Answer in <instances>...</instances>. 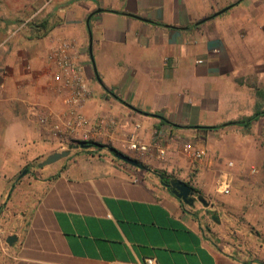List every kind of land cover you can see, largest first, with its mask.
I'll return each instance as SVG.
<instances>
[{"label":"crops","instance_id":"0c3cea01","mask_svg":"<svg viewBox=\"0 0 264 264\" xmlns=\"http://www.w3.org/2000/svg\"><path fill=\"white\" fill-rule=\"evenodd\" d=\"M60 39L79 47L92 90L86 120H114L109 140L124 154L132 133L158 142L164 161L152 153L141 163L181 173L173 179L200 197H217V172L233 190L238 164L217 159L247 142L255 122L223 125L264 111V0H10V22L0 18V264H245L154 173L108 149L29 167L64 151L39 124L64 111L47 62ZM185 133L205 161L191 166L181 154Z\"/></svg>","mask_w":264,"mask_h":264},{"label":"rangeland","instance_id":"374dc122","mask_svg":"<svg viewBox=\"0 0 264 264\" xmlns=\"http://www.w3.org/2000/svg\"><path fill=\"white\" fill-rule=\"evenodd\" d=\"M0 18L1 21L8 20L10 22V0H0ZM185 134L186 140L181 141L179 149L184 143L199 145L193 139H187L191 133ZM248 135L247 142L230 146L232 153L227 152L226 158L217 159L218 165L233 162L232 169L235 168L236 163L238 164V174L236 173L233 178L234 186L230 194L221 195L217 193L215 187L217 172L210 182L213 194L217 197L212 199V197L201 194L206 204L209 205L210 200H212L214 205L205 207L198 201H195L192 206L184 203L183 205L195 217L199 218L206 235L220 242L227 253L238 256L237 258L245 264H264V118L255 122ZM94 141L112 146L109 137L100 136ZM67 145L72 147L70 151L82 152L83 150L76 141L64 143V150L69 149ZM238 146L241 147L238 149ZM91 149L92 151L95 150V148ZM39 151L41 152V150ZM126 155L137 160L130 151H127ZM112 158L116 162L123 163L114 156ZM43 160L44 157L41 156L33 158L29 162L31 164L29 167H36ZM137 161L141 162V160ZM180 175L182 176L181 173L174 174L172 178L177 179ZM193 177H195L194 174H189V177H184V179L188 183H192ZM3 208L4 205H1L0 210L2 211Z\"/></svg>","mask_w":264,"mask_h":264},{"label":"built area","instance_id":"2783aa9c","mask_svg":"<svg viewBox=\"0 0 264 264\" xmlns=\"http://www.w3.org/2000/svg\"><path fill=\"white\" fill-rule=\"evenodd\" d=\"M78 52L79 47L75 41L60 39L47 56L51 76L50 89L62 94L61 103L64 111L61 114L49 113L41 116L39 124L43 128L47 127L50 137L58 140L63 147L64 143L68 142H96L94 140L97 137H109V131L115 126L114 120L109 118L90 123L83 116L82 109L91 98L92 90L84 76L83 65L76 59ZM197 63H201V60ZM53 116L55 120L51 122ZM125 148L141 161L152 153L159 162L164 161L166 157V150L162 145L158 142L145 143L134 133L125 142ZM180 152L191 166L203 162L207 157L205 147L190 143L182 144ZM216 187L221 194H230L231 179L226 174L220 175L216 180ZM144 264L155 262L153 259H147Z\"/></svg>","mask_w":264,"mask_h":264},{"label":"water","instance_id":"95a60500","mask_svg":"<svg viewBox=\"0 0 264 264\" xmlns=\"http://www.w3.org/2000/svg\"><path fill=\"white\" fill-rule=\"evenodd\" d=\"M227 8H225L222 11H225ZM221 13V12H219ZM217 13V14H219ZM215 14V15H217ZM79 146L81 148H87L89 147L87 144H85L84 142H79ZM70 149L71 147H69L68 150H64L61 152H55L50 154L49 156H47L45 158V160H43V162L40 164V166H46V165H51L57 161H59L62 158H65L69 155L70 153ZM117 160L124 162L130 166L133 167H137L138 166V162L133 159L132 157L124 154V153H117L114 156ZM24 174V172H23ZM166 187L170 190V192L179 200H181V202H183L184 204L188 205V206H192L195 201H198L200 203H202L203 205L206 206V202L204 201V199L200 196L197 197H193V190L192 188L186 184L185 182L181 181V180H172L169 184H166ZM16 240V238L14 236L8 237L6 242L7 244L11 245L14 241Z\"/></svg>","mask_w":264,"mask_h":264},{"label":"trees","instance_id":"16d2710c","mask_svg":"<svg viewBox=\"0 0 264 264\" xmlns=\"http://www.w3.org/2000/svg\"><path fill=\"white\" fill-rule=\"evenodd\" d=\"M262 116H264V111L256 110L253 115H251L247 118H244V119L236 121V122H230V123L225 124L223 126L236 125V126H241L246 131H248L250 129L252 123L258 121V119ZM223 126H213V127L196 126V127H192V128L202 129V130H215V129H219ZM185 128H190V127H185ZM85 144H87L89 146V148L93 147L95 149H99V148L100 149H104V148L108 149L110 151V153L112 154V156H115V154L119 153L118 150H116L115 148H113L112 146H109V145L99 144L96 142H85ZM137 162H138V166H137L138 168H141L143 170L150 171V172L154 173L159 178L161 184L164 186H166V184L169 181L174 180L170 175H167L165 172H163L161 170L152 169L151 167L144 165L140 161H137ZM168 191L170 192L169 189H168ZM181 204H182L181 206L183 207V203H181Z\"/></svg>","mask_w":264,"mask_h":264},{"label":"flooded vegetation","instance_id":"af4514ba","mask_svg":"<svg viewBox=\"0 0 264 264\" xmlns=\"http://www.w3.org/2000/svg\"><path fill=\"white\" fill-rule=\"evenodd\" d=\"M171 181H169L167 184H169ZM194 192V191H193ZM198 195L194 192L193 197H197Z\"/></svg>","mask_w":264,"mask_h":264}]
</instances>
